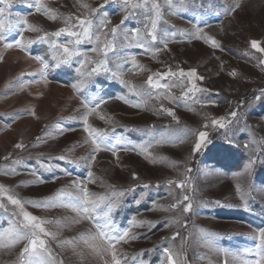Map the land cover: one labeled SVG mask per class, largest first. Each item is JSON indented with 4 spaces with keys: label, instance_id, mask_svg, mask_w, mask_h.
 Segmentation results:
<instances>
[{
    "label": "rangeland",
    "instance_id": "rangeland-1",
    "mask_svg": "<svg viewBox=\"0 0 264 264\" xmlns=\"http://www.w3.org/2000/svg\"><path fill=\"white\" fill-rule=\"evenodd\" d=\"M45 2L61 19L51 21L35 13L25 0H11L6 9L9 19L15 21L27 15L29 24L42 29L39 33L25 32L24 36L36 40L28 51L42 56L50 68L46 79L41 80L40 65L35 60L19 49H5L0 43V186L22 201L53 202L61 190L75 194L73 181H87L92 152L90 143H85L88 134L83 130L81 117L85 110L81 96L103 97L107 103L98 111L106 120L93 114L89 123L106 132L111 142L120 138L131 148L162 136L171 141L150 148V157L132 150H120L117 156L102 151L91 166L96 182L87 184L90 192L100 196L125 192L111 213L116 228L129 229V236L135 237L117 246L119 253L127 257L122 264H167L166 249L180 264H242L236 256L253 259L246 253L256 243L253 229L264 227V97L256 99L264 90V65L259 62L264 55L256 52L251 42L257 41L264 48V0H239L240 7L231 14L224 10L237 0H174L175 14H167L165 8L167 22L158 25V35L165 31L176 35L170 37L172 42L166 48L159 40L152 44V48L160 49L154 57L141 48L122 46L119 36L115 51L109 52V67L134 55L144 69L126 72L123 79L130 86L148 89L149 75L167 73L169 69L177 73L180 69H195L203 77L194 82L205 91L189 93L203 105L193 99H181L190 84L187 77L176 76L160 81L169 84L175 101L164 98L169 94L166 89H148L161 98L149 99L143 109L115 99L125 96L140 102L129 87L105 73L93 76L88 86L77 93L71 87L79 78L76 60L71 65L55 67L49 45L37 40L44 32L65 27L63 17L81 16L86 10L80 3L99 8L105 0ZM4 7L0 3V8ZM106 8L112 22L109 28L120 24L125 15L121 4L109 0ZM193 24L203 28L201 36L211 37L218 47L181 35L191 33ZM123 27L142 28L143 23L132 17ZM18 32L19 26L14 24L6 34L7 41L17 38ZM51 39L66 42L68 37ZM93 46L83 43L79 47L88 51ZM89 55L96 58L95 54ZM233 72L235 76L231 75ZM161 105L171 109L177 119L159 112ZM233 111L237 112L236 118L230 115ZM220 118H224L225 127H212L211 120ZM200 131H207V143L193 153L195 133ZM17 144L23 147L17 148ZM60 156L66 159H56ZM249 161L253 162L252 167L246 172ZM46 164L51 168L44 167ZM133 174L138 179H133ZM169 181L183 182L185 186L180 188ZM145 184L149 187L145 188ZM237 185L241 193H237ZM184 195L190 197L191 211L183 212V204L172 209L171 205L182 201ZM0 203L4 205L0 207L3 235L22 217L6 198H0ZM25 210L42 220L60 222L45 225L56 234L54 240L45 239L57 264H104L80 240L81 234L94 231L89 221L77 223L76 213L59 206L36 208L26 204ZM68 241L71 243H65ZM25 244L27 241L12 248L0 246V264H20L19 253Z\"/></svg>",
    "mask_w": 264,
    "mask_h": 264
},
{
    "label": "snow or ice",
    "instance_id": "snow-or-ice-1",
    "mask_svg": "<svg viewBox=\"0 0 264 264\" xmlns=\"http://www.w3.org/2000/svg\"><path fill=\"white\" fill-rule=\"evenodd\" d=\"M30 8L35 9V13L45 16L51 21H56L61 19L60 14L55 10L48 7L45 0H25ZM121 4V11L125 13L123 19H121L120 24L112 26L111 20L109 19V12L106 5L109 0H105L104 4H101L99 8H91L87 3H80V7L86 11L81 16L69 15L62 18V23L66 26L59 28L57 31L52 33L44 32L43 35L38 36L37 40L47 43L49 45V50L51 52L52 59L56 62L55 67L60 65H71L73 60H76L78 67L75 71L78 75V80L73 83L71 87L80 93L84 88L88 86L91 78L95 75L105 73L108 74L113 79H118L126 87H129L130 91L135 92V95L140 98V102H132L126 99L125 96H116L115 99L121 100L122 102L128 104L130 107L137 109H143L149 99L161 98L160 95L154 94L151 90L166 89L168 90V95L164 98L168 99L170 102L175 101V97L170 95V86L167 83H161L160 81L165 79V77H176L179 76L181 79L187 77L190 87L186 89L183 93L181 99L188 100L193 99L194 103H201L203 101L190 96L189 93H196L205 91L197 87L194 81L203 80V77L197 75L195 69L185 72L180 69L179 72H173L171 69L167 73H154L149 75L146 81L148 89H137L135 86H130L127 81L123 79L124 75L128 71L136 69L137 71H143L144 69L138 65L136 56H131L130 58L125 57L123 63H117L115 67H109V52L115 51L116 40L119 36H122V46L124 47H137L143 49L146 53L151 52L153 57L155 53L160 51L158 48H152L151 45L155 44L158 40L162 42L167 47L170 37L175 36V33H170L165 31L162 36L158 35V25L161 22L166 23L164 20L165 8H167V14H175V3L174 0H163V3L159 0H117ZM184 0H181L183 3ZM0 3L5 5L4 8H0V43L3 44L5 49L16 48L24 52L31 59L35 60L39 65V74L41 80H45L47 76V71L50 65L45 59L40 55H31L28 51V47L35 43L36 40L26 39L24 36L25 32H42V29L35 25L29 24L28 16H22L17 20L13 21L9 19L6 9L10 7L11 0H0ZM240 7L239 0L234 4V6L225 8V14H231L237 8ZM103 9V11H101ZM138 17L143 23L142 28L127 29L123 27L125 21L129 18ZM19 26V32L17 38L13 41H7V33L12 30L13 25ZM193 31L191 33H181V35H188L189 40L191 39H203L205 43H210L213 48L218 47L216 41L208 36H201L203 28L197 24H193ZM62 35L68 37L66 42H59L58 39H51L52 37L59 38ZM83 43H90L94 46L88 51H83L79 47ZM251 47L255 49L256 52L264 55V48H262L257 41L251 42ZM89 52L95 54V59L89 55ZM260 64L264 65V59H260ZM130 63V68H125L124 64ZM231 75L235 76L236 73L233 72ZM154 76L156 79H154ZM40 81H37L39 83ZM264 97V90L261 91V96H257L256 99L259 100ZM146 98V99H145ZM107 103V99L103 97H98L95 95H84L81 96V105L84 108V113L82 114L83 130L88 134L85 143H90L92 146V152L90 154V160L88 161V179L84 181H73V188L76 189V193H67L61 190L57 196L54 198L53 202H40V201H22L16 196L9 194L8 189L0 186V198H6L7 201L19 209V216L22 217L16 224L11 228L6 229L3 235H0V241L3 244L0 246L6 248L15 247L17 244L27 241L24 245L20 256V264H57L53 253L48 247V241L45 238L56 239V234L48 231L45 228L46 224L56 223L59 221H47L36 217L25 210V205L29 204L36 208H48L53 206H59L66 209H70L72 212L76 213L78 223L80 220H87L92 224L94 229L93 232L88 234H81L80 240L91 250L92 253L100 257L104 264H122L123 260L127 259L126 255L119 253L117 246L119 244L128 243L129 239H135V237L129 236V229L120 231L111 222V213L119 206L120 197L125 195L124 191L113 192L111 196H100L89 191L87 184L95 183V177L91 171V166L95 163L96 154L102 151L111 152L113 156H117L118 151H138V154L150 157L149 149L155 145L163 144L166 142H171L166 137H161L159 140L149 139L142 144L135 145L131 148L125 146L127 141L117 138L115 142H111L109 136L106 132L98 130L92 127L89 123V117L95 114L99 119L106 120V117L101 115L98 109L102 104ZM159 112L167 113L173 119H177L174 112L171 109L164 108L162 105L158 109ZM231 117L236 118L237 112L233 111L230 113ZM212 127H225L224 118L211 120ZM205 128L208 127L207 124L204 125ZM197 140L194 144L193 153L199 152L202 147L207 143L208 133L207 131H200L195 133ZM183 142V140H181ZM120 146V147H118ZM17 148H22L23 145L17 144ZM247 147V145H245ZM7 159V157L5 158ZM56 159L64 160L66 157L60 156ZM75 163V161H72ZM252 161L245 166V171L250 172L252 167ZM175 167V164H173ZM44 167L50 169V165H44ZM13 171H15L13 169ZM8 174V173H5ZM133 179H138L135 174H133ZM41 182H44L41 180ZM170 184L176 183L177 187L183 188L185 185L183 182L177 183L174 181H169ZM145 188L149 185L145 184ZM131 190V189H130ZM237 193H241V188L237 185ZM241 199L245 200V207H247V202L244 195L241 194ZM184 201H189L188 203H183ZM183 204L182 211L187 213L191 211L192 204L190 202V197L188 195L183 196L182 201H177V203L171 205L172 209L178 208ZM103 205V207H102ZM0 207H4L0 203ZM167 210V209H162ZM16 215V213H13ZM177 222V221H173ZM179 233L175 234L172 239H176ZM253 239L256 241L253 249L246 250L247 255L254 257L253 259H243L242 256H236V259H241L242 264H264V227L253 229ZM65 243H71L70 241ZM210 237H209V247H211ZM165 256L167 259V264H180L179 259L175 258L170 250H165ZM110 257V260L108 259ZM62 264V262H59Z\"/></svg>",
    "mask_w": 264,
    "mask_h": 264
}]
</instances>
